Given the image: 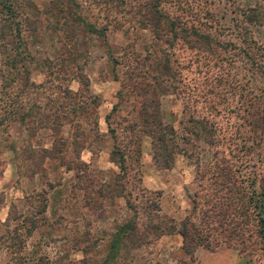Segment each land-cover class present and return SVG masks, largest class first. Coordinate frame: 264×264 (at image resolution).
<instances>
[{"label":"rangeland","instance_id":"1","mask_svg":"<svg viewBox=\"0 0 264 264\" xmlns=\"http://www.w3.org/2000/svg\"><path fill=\"white\" fill-rule=\"evenodd\" d=\"M138 1L146 0H81L108 30L80 42L75 57L57 40L62 32L47 27L48 0H33L39 12L20 5L38 19L32 29L22 18L34 58L26 56L29 80L19 81L18 98L5 81L12 70L0 71V264L31 256L44 264H264L239 209L224 219L227 230L203 232L213 248L192 255L179 233L157 235L152 225L199 221L218 197L241 209V195L264 185V0H160L169 13L161 39ZM249 6L259 17L246 14ZM249 35L256 42L242 40ZM165 58L171 70L160 67ZM17 106L20 120L8 112ZM160 120L168 125L163 140ZM229 168L230 183L216 174ZM132 227L140 237L125 230ZM242 239L248 248L240 252ZM227 247L244 261L214 251Z\"/></svg>","mask_w":264,"mask_h":264},{"label":"trees","instance_id":"2","mask_svg":"<svg viewBox=\"0 0 264 264\" xmlns=\"http://www.w3.org/2000/svg\"><path fill=\"white\" fill-rule=\"evenodd\" d=\"M160 2V0H146L144 2H139L137 5H135L138 13L142 15V20L145 21V24L147 26L150 25L154 27V33L157 39H161L164 36V27L161 26V22L164 18H168L169 15V13H165L159 10L158 7L160 6ZM46 3L47 5L43 10L45 11V13L51 15V22L48 24L47 27L49 28V26H52L53 29H58L59 32H62V37L61 35H58L57 40L60 41L62 48H67L69 50L70 57L76 56V54L78 53L76 51L78 48L77 45L80 42L88 43L90 39H96L98 37L104 39L106 38L108 23H103L96 18L94 20H90V18H88V16L81 10V0H48V2ZM21 4L26 5L27 8H30V10H34V12H39V9L36 7V5H34L33 0H25L23 3H21L20 0H0V71H2L4 68L12 70V72L9 71L8 73H6L9 74V76L6 75L5 81L13 83L14 89L17 88L15 92L16 98L21 95L18 86L19 81L23 84H26L29 80L28 75H26V72L28 71L26 56L29 57V61L34 58V56L31 54V50H29L28 48L27 42L24 40L23 36H21V27L23 23L22 18L24 17V20L29 23L32 29H35L32 24L38 19L36 13L21 14ZM246 14H249L250 18H254L255 16L259 17V14L256 10V6H249V9ZM176 20L177 19H171L169 27L168 23L165 22L167 25V29L171 30L173 32V35L177 32ZM254 21L257 22V19H254ZM258 25L264 27V20H259ZM194 34L198 38L202 39L208 37L209 35L208 33H204V31H199L198 29H195ZM93 35H96V38L93 37ZM33 37L35 36L33 35ZM243 38H245L247 42L255 41L253 39L254 37L252 38L250 35L247 38L245 36L242 37V40ZM35 41H39V39H34L33 42ZM25 50L28 51L27 55L23 53V51L25 52ZM245 54L250 57L248 52H245ZM111 56L112 55L109 53V57ZM112 58L116 62L119 60L116 56H112ZM165 59L166 61L160 62V67L164 68V70H171L172 67L168 61V58ZM83 76V72L81 70L78 71V77L81 78ZM256 88L255 90H257ZM249 92H252V96L260 98V95L256 92ZM246 101L250 106L247 109V112L249 114L255 113L253 112L252 108L254 106V103H256L257 101L254 102L252 97H249V99L247 98ZM31 110L32 109H29L27 111L28 114L32 113ZM8 112H13L12 114L19 120L23 118L22 114L20 116V109H18V106L16 108L10 109ZM151 120H154V115H152ZM262 122V124L264 125V119H262ZM157 124H160L158 138L163 140L165 138V134L162 129L168 127V125H166V123H163L162 120L157 122ZM149 131V133L152 134L154 132V129L151 128ZM51 149L52 148L45 146L44 148H42L43 151H50ZM162 149L167 150L168 147L165 144H162ZM169 163L170 161H167V159L164 158L163 163H161L160 165L168 166ZM230 170V168L223 171L218 170L216 174H226L225 177L228 180L227 182L230 183L233 182V180H231L233 178V175L228 174ZM255 182L256 177L250 181L251 184H255ZM261 187V189H257V187H252L250 193H248L247 195H241V209L240 207H238L237 205L235 206L234 203H231L229 201L224 203L221 198L218 197V201L213 204L214 207L218 208L213 212L209 213L205 211L201 212L199 221L191 219L190 216H184V218L180 221L171 220V222L164 225V227L159 226L157 223H153L152 225L155 228L154 234H162L164 233V231L166 233H179L182 236V247L184 251L187 254L192 255L194 250L199 246L213 248V246L210 245L208 241H206L208 237L205 238L204 236H202L203 232L209 231V229L212 228L217 229V227H220L223 230H227V227L225 226L226 222L224 221V219L228 215L232 216L234 211H237L239 209V212H241L239 214L241 217H243L244 223L249 224V226L246 227V237L249 238V236H251V233L255 234V236L258 237L261 243L260 247L264 253V185H262ZM217 215H222L221 219H215V216ZM250 219H253L254 221L249 222ZM213 223H215V225H212ZM189 224L191 225L190 227ZM199 224L201 226H199ZM236 227L237 225H235V227L233 228H230L229 230L234 229L233 232H236ZM125 230H127L128 234L132 236H141L137 234V231L133 232V227L131 229ZM125 230L123 232V235L125 234ZM238 234L241 235L242 233ZM21 241L19 242L21 243ZM240 243L242 244L238 247L240 252L243 251L245 248H248V244L244 243L243 239ZM20 245L21 244H19V246ZM28 258L23 257V259L20 260V264H39V262L40 264H44L43 262H41V257L35 259L34 256H31ZM100 264H111L110 258L109 260L107 259L105 262L102 261Z\"/></svg>","mask_w":264,"mask_h":264},{"label":"crops","instance_id":"3","mask_svg":"<svg viewBox=\"0 0 264 264\" xmlns=\"http://www.w3.org/2000/svg\"><path fill=\"white\" fill-rule=\"evenodd\" d=\"M221 250H224V251H226V250H229V252H233L234 253V256L237 258V259H241V260H243L242 259V256L237 252V251H235L233 248H230V247H227V248H222V249H220V250H214V251H221ZM244 261V260H243Z\"/></svg>","mask_w":264,"mask_h":264}]
</instances>
